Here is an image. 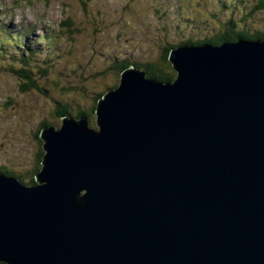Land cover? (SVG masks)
I'll return each mask as SVG.
<instances>
[{
	"label": "water",
	"instance_id": "95a60500",
	"mask_svg": "<svg viewBox=\"0 0 264 264\" xmlns=\"http://www.w3.org/2000/svg\"><path fill=\"white\" fill-rule=\"evenodd\" d=\"M169 58L174 82L124 70L98 129H42L43 185L0 173V261L264 264V39Z\"/></svg>",
	"mask_w": 264,
	"mask_h": 264
},
{
	"label": "rangeland",
	"instance_id": "374dc122",
	"mask_svg": "<svg viewBox=\"0 0 264 264\" xmlns=\"http://www.w3.org/2000/svg\"><path fill=\"white\" fill-rule=\"evenodd\" d=\"M260 1L0 0V167L34 187L30 181L46 142L38 131L44 121L62 127L60 104L73 112L91 110L98 93L121 84L122 61L161 63L168 42L210 39L231 20L241 31L264 33V8L256 7ZM67 19L71 28L63 25ZM29 28L26 39L40 42L35 41L36 50L22 45ZM114 61L115 70L110 67ZM29 68L35 69L31 72L42 93L33 87L21 90L17 70ZM89 126L98 129L95 113Z\"/></svg>",
	"mask_w": 264,
	"mask_h": 264
},
{
	"label": "trees",
	"instance_id": "16d2710c",
	"mask_svg": "<svg viewBox=\"0 0 264 264\" xmlns=\"http://www.w3.org/2000/svg\"><path fill=\"white\" fill-rule=\"evenodd\" d=\"M259 9H263L264 8V0H261L260 3L256 6ZM166 11V10H165ZM157 13L159 15H163V17H166V12H162V10H158ZM227 26H225V31L222 32L221 34H217V35H213V37L209 38H197V39H192L191 37L189 38H185V40H182L181 42L177 43H167L166 46L164 47V59L163 61L161 60V63L159 62L157 63H140L137 61H122L120 65H118V67L120 68V74L127 68L130 66H138L140 69L145 70L147 72V76L154 78L156 80L162 81V82H174L177 79V76L175 75V72L172 68V66L170 65V63L168 61V55L171 51V49H173V47H179L181 45L187 44V45H191V44H197V43H210V44H219L220 42H235L238 40H243V39H249V40H255V39H264V33H251L250 31H246V30H239L236 29V24L235 21L231 20L229 22L226 23ZM64 26H68V27H72V23L67 19L63 22ZM68 33H72L71 29L68 30ZM23 45V44H22ZM27 47V46H26ZM1 52V50H0ZM20 54L25 57V52L24 51H20ZM26 60V59H25ZM118 61H114L112 66V69L115 68V65H117ZM29 70V71H28ZM28 70L22 69V70H17V73L19 74L20 78L22 79V82L20 84V88L21 90H26L29 87H33L34 89H38L37 91L42 93V90L44 89V87L42 85H40L37 80L35 79V75L33 72L31 71H35V69L33 68H29ZM115 70V69H114ZM119 87V84L111 87V89H115ZM109 89V88H108ZM98 96L96 97L95 100V105L92 107L91 110H78L76 112H73L70 109V106L66 105V104H60V106H58V113L61 116V118L64 115H68L71 116L73 118H79L82 116H86L87 118H90L91 113H95L96 114V107L98 104V101L101 99V97L104 95L102 93H98ZM81 115V116H80ZM97 118V117H96ZM50 126V124L46 121L43 122L40 131H38L40 134H38L37 136L41 138V132L42 129L44 127H48ZM45 154V150L43 149V146H41L40 152L38 153V164H37V168L34 170V174H32V178L30 183L33 184H37V177L36 174L38 172H40L41 168H42V158L43 155ZM0 171L6 175H13L16 177V175L11 172V170H5L3 168L0 167ZM17 178L22 179V177L18 176ZM0 264H8L7 262H3L0 261Z\"/></svg>",
	"mask_w": 264,
	"mask_h": 264
},
{
	"label": "bare ground",
	"instance_id": "6f19581e",
	"mask_svg": "<svg viewBox=\"0 0 264 264\" xmlns=\"http://www.w3.org/2000/svg\"><path fill=\"white\" fill-rule=\"evenodd\" d=\"M171 51H172V49H171ZM171 51H170V52H171ZM16 113H17V112H16ZM80 116H81V115H80ZM36 176H37V174H36Z\"/></svg>",
	"mask_w": 264,
	"mask_h": 264
}]
</instances>
